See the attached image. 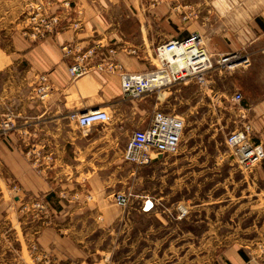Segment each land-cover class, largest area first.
<instances>
[{
  "label": "crops",
  "instance_id": "obj_1",
  "mask_svg": "<svg viewBox=\"0 0 264 264\" xmlns=\"http://www.w3.org/2000/svg\"><path fill=\"white\" fill-rule=\"evenodd\" d=\"M17 1L0 0V121L11 115L16 127L0 137V205L12 203L3 198L5 192L14 204L26 197L46 202L50 216L29 220L32 242L60 260L76 259L80 264L114 260L118 246L122 264H257V253L264 255L255 241L257 236L264 238V159L251 172H242L227 150L226 136L220 139L203 127L190 129L189 141L181 142L176 155L153 164L168 166L164 175L170 176V192L151 195L139 184L146 176L144 168L123 159L130 131L149 122L140 125L137 119L144 103H123L117 73L92 71L72 79L60 45L131 46L137 55L120 51L116 60L126 71H147L156 44L196 30L209 52L253 44L264 33V0H167L154 8L147 7V0H46L50 11L60 15L61 27L51 38L37 41L21 34ZM65 2L82 11L78 29ZM189 9L195 16L184 21L182 13ZM40 76L51 86L44 99L34 94ZM97 108L109 112V125L88 126L82 132L67 118L71 111ZM119 110L121 119L127 118L124 125L115 117ZM232 112L247 117L253 140L264 147V97L235 105ZM238 127L235 123L233 130ZM24 143L50 155L42 160L41 171L23 153ZM163 176L162 170L154 173V181L161 183ZM12 184L20 188L19 198ZM116 191L148 194L164 203V209L143 213L137 201L119 210L111 204ZM107 201L109 209L103 210ZM179 206L188 212L181 219L175 217ZM91 209L104 211L101 223L107 233L86 223ZM118 218L120 231L113 228ZM101 233L107 234L109 245L96 247L92 253L98 260L91 263L88 252L82 254L79 247L93 242L98 246ZM100 253L106 255L102 258ZM259 259L264 262V257Z\"/></svg>",
  "mask_w": 264,
  "mask_h": 264
},
{
  "label": "built area",
  "instance_id": "obj_2",
  "mask_svg": "<svg viewBox=\"0 0 264 264\" xmlns=\"http://www.w3.org/2000/svg\"><path fill=\"white\" fill-rule=\"evenodd\" d=\"M26 14L19 22L21 34L26 38L37 41L54 36L61 27L59 14L50 11L46 0H26ZM167 0H147V7H154ZM65 7L70 8L76 19H72L75 29L79 28L78 16L81 10L78 6H71L65 2ZM179 5L175 9L179 12ZM195 16L190 9L182 13L185 21L187 16ZM64 60L68 61V73L72 79L78 78L92 71L117 73L120 79V88L123 99H141L152 92H158L175 84L193 82L199 87L207 84V75L212 69V56L205 48L202 34L196 30L182 38L167 39L156 44L153 54L157 61L147 71L129 72L122 68L116 60L118 52L128 55H137V50L129 46H117L96 42L81 46L77 43L65 42L60 45ZM237 58L236 54L220 56V62L226 63ZM236 60V59H235ZM234 60V61H235ZM238 65L248 64V57L239 59ZM230 64V63H228ZM51 86L45 76H40L34 86V94L40 99L47 97ZM231 100L238 103L241 100L239 92L231 96ZM241 105V104H240ZM70 122L76 124L82 132L88 126L109 125L111 115L106 109H93L85 112L71 111L67 114ZM15 123L11 115H6L0 121V137H6L15 130ZM185 131V122L179 115L156 110L153 112L148 124L142 128H135L130 132L123 159L135 167H144L155 164L160 157L176 155ZM252 125L249 120L240 124V127L230 131L225 138L227 150L242 172H251L264 159V147L252 138ZM24 134V131H22ZM23 153L30 164L38 171L43 168L42 160L48 161L49 154H43L40 149L31 143H24ZM11 191L19 195L20 188L11 185ZM64 198L65 196H61ZM19 198V196H18ZM92 198L88 196V200ZM112 203L123 210L134 202H140L139 210L143 213L150 212L161 206L160 202L148 194H135L132 191H116L112 196ZM22 209L31 217H49V208L46 202L36 197L22 198ZM178 219L187 215V210L179 206ZM35 249V248H34ZM262 253L264 249L262 248ZM257 264H264L263 262Z\"/></svg>",
  "mask_w": 264,
  "mask_h": 264
},
{
  "label": "rangeland",
  "instance_id": "obj_3",
  "mask_svg": "<svg viewBox=\"0 0 264 264\" xmlns=\"http://www.w3.org/2000/svg\"><path fill=\"white\" fill-rule=\"evenodd\" d=\"M16 7L17 20L20 22L26 14V0H18ZM205 44L206 40H204V45ZM240 44V47L234 49L228 47V51L209 52L212 56L211 61L213 66L207 75V84L205 86L199 87L193 82L175 84L164 90L145 95V97L147 96L145 100H143V98L131 100L124 98L123 103L134 107L137 106L139 102L142 104L144 103L139 107L140 110L138 113H136L140 125H145L156 110L179 115L185 122V131L182 141H189V130L197 129L199 131L197 127L215 131L217 132L218 138L223 139L233 130V125L235 123L240 126L242 122L248 120L245 115L239 118L233 115L232 110L235 105L242 106L243 103H253V101H258V99L264 97V33L261 34L253 44ZM229 54H236L237 58L235 61L237 62H239V59L243 56L248 57L249 63L233 67L231 64L220 62V56ZM149 61L151 69L153 67L152 64L157 63L153 53H151ZM210 89L212 91H210ZM237 92L241 94L239 104L231 100V96ZM204 94H207V96ZM115 117H117V121L120 122V125H124V122L127 121V118H125L124 121L121 119L122 115L120 110ZM140 125L138 126L140 127ZM141 168H144L146 176L139 184L145 186L150 191L151 195L155 192L157 196H163L170 192L168 186L170 176L168 175L165 177L164 175L169 173L167 165L156 164L155 167L150 165ZM154 168L162 170V176H164L162 177L161 183L157 179L154 181V173L158 174L160 171H155ZM176 184H180V182H176ZM3 198L8 202L12 201V203L7 206L3 204V207L0 205V264H80V261L76 259L60 260L50 253L43 252V250L30 239L33 227L29 222L31 219L30 214L22 209L20 202L14 204L11 194L5 192ZM89 201L92 202L93 199L90 198ZM106 204L103 210L109 209L110 201H107ZM111 204L113 203L111 202ZM164 206L165 204L163 203L160 209L163 210ZM103 210L98 213L95 209H91L88 222H86L87 224L89 223L88 225H90L91 228L92 224L97 225L98 229L96 230L99 232L107 231L102 227L103 224L101 223L104 220L102 214V212H104ZM166 214L169 217L171 213L167 212ZM114 225V230H121L120 218L114 222ZM182 227H186L184 222H182ZM106 233L100 234V236H104V238L102 240L103 242L98 244V246H96V242H93L79 247L82 254L88 252L90 256L88 258L91 259V263H96L98 260V255L92 253L96 247H108L109 241L107 240ZM92 235L94 239H96L97 234L94 233ZM261 236H257L255 241H259V248H264V238ZM252 247H254V245H252ZM105 255L106 254L103 253L102 258ZM113 255L114 260H107L102 264H122L120 246L114 249ZM259 255L260 257H264L263 254L257 253V263L263 262V260L259 259Z\"/></svg>",
  "mask_w": 264,
  "mask_h": 264
},
{
  "label": "bare ground",
  "instance_id": "obj_4",
  "mask_svg": "<svg viewBox=\"0 0 264 264\" xmlns=\"http://www.w3.org/2000/svg\"><path fill=\"white\" fill-rule=\"evenodd\" d=\"M232 59V58H231ZM236 59V58H235ZM234 59V60H235ZM233 59L231 60V61H229V62H226L225 64H228V63H230L233 67L234 66H237L239 63L237 62V61H234Z\"/></svg>",
  "mask_w": 264,
  "mask_h": 264
}]
</instances>
